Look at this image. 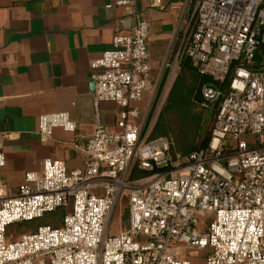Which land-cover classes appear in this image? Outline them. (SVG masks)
Instances as JSON below:
<instances>
[{
  "label": "built area",
  "instance_id": "1",
  "mask_svg": "<svg viewBox=\"0 0 264 264\" xmlns=\"http://www.w3.org/2000/svg\"><path fill=\"white\" fill-rule=\"evenodd\" d=\"M116 5L128 9L132 26L91 64L96 113L85 167L69 171L48 159L41 175H25L17 193L0 184V264H194L184 258L193 250L208 251L204 264H264V67L254 68L264 0L190 2L178 62L189 59L226 90L201 89L200 109L218 105L215 127L207 148L188 156H173L167 139L144 134L136 104L151 89L150 24L137 0ZM103 102L121 109L118 132L103 122ZM58 128L77 130L67 113L40 117L43 142ZM6 163L0 144V169ZM135 164L152 174L130 182ZM124 195L128 228L109 236ZM57 209L66 210L60 227L9 240L11 226Z\"/></svg>",
  "mask_w": 264,
  "mask_h": 264
},
{
  "label": "crops",
  "instance_id": "2",
  "mask_svg": "<svg viewBox=\"0 0 264 264\" xmlns=\"http://www.w3.org/2000/svg\"><path fill=\"white\" fill-rule=\"evenodd\" d=\"M117 1L0 0V144L7 158L0 184L10 193L18 192L27 173L41 175L48 159L63 162L69 171L84 169L83 150L96 113L91 64L132 26L128 9ZM191 1L137 0L138 12L150 24L151 88L158 92L179 64ZM144 101L136 107L145 119ZM120 111L114 103L99 105L111 131L118 132ZM58 113L69 114L76 132L58 128L43 142L40 117ZM147 120L142 118L144 126ZM127 228L128 222L120 232Z\"/></svg>",
  "mask_w": 264,
  "mask_h": 264
},
{
  "label": "trees",
  "instance_id": "3",
  "mask_svg": "<svg viewBox=\"0 0 264 264\" xmlns=\"http://www.w3.org/2000/svg\"><path fill=\"white\" fill-rule=\"evenodd\" d=\"M263 67L264 45L261 44L259 47V53L255 58L254 68L260 69ZM205 85H216L224 91L226 90V85L216 84L211 78L200 75L197 69L192 65L191 61L189 59H184L180 66V72L159 114L157 122L149 133V139L151 140L156 138L167 139L171 144V152L173 156H188L196 151L204 150L210 142L215 127V117L218 105H214L211 108L214 109L215 115L211 128L206 134L204 132V114L202 113L206 110L200 109L201 112H198L195 109L196 107H199V103L202 99L201 89ZM148 126L149 119L144 126V134H146ZM151 174L152 173L150 172L141 170L138 164H135L130 172L129 180L130 182H135L142 180ZM59 210H61L64 218L66 212L65 209H57L52 213ZM24 223L29 222L18 223L11 226L9 233L10 230H12V227L23 225ZM45 226H51L54 228L59 227L49 224ZM17 231L22 234L36 232L31 230H29V232L25 230L20 231L18 229Z\"/></svg>",
  "mask_w": 264,
  "mask_h": 264
},
{
  "label": "rangeland",
  "instance_id": "4",
  "mask_svg": "<svg viewBox=\"0 0 264 264\" xmlns=\"http://www.w3.org/2000/svg\"><path fill=\"white\" fill-rule=\"evenodd\" d=\"M180 64L177 65V68L175 69V72L172 73L170 80L168 81V84H166L165 89H163L161 92H158L154 86L146 93L145 101L143 102L144 109L146 110L145 119H149V133L152 131L153 127L155 126L157 119L159 117V114L166 102V99L173 87V84L180 72ZM196 111H200V107L195 108ZM214 109L202 112L204 114V132H208V130L211 128V125L214 120ZM148 133V132H147ZM248 140H252L248 138ZM236 146V142L233 139L228 138L227 139V147L228 148H234ZM149 177V176H148ZM147 178V177H146ZM66 211V210H65ZM66 214V212H65ZM63 221V215L61 210L55 212V213H49L46 214L44 218L35 220L33 222L24 223L23 225H18L12 227V230H10L9 233V240L17 239L22 233H20L18 230H25L28 231H36L40 226L45 225H54V226H61ZM128 222V197L126 195L122 196L118 203L115 206L114 212L112 214L111 220H110V226L108 235L109 236H115L117 235L121 229H123V226H125ZM180 250H184V247L179 246ZM185 254V253H184ZM208 251H198L193 250L188 256L186 254L185 257H188L194 264H203L205 262V258L207 257Z\"/></svg>",
  "mask_w": 264,
  "mask_h": 264
},
{
  "label": "water",
  "instance_id": "5",
  "mask_svg": "<svg viewBox=\"0 0 264 264\" xmlns=\"http://www.w3.org/2000/svg\"><path fill=\"white\" fill-rule=\"evenodd\" d=\"M259 40L264 45V30H261L259 33Z\"/></svg>",
  "mask_w": 264,
  "mask_h": 264
}]
</instances>
